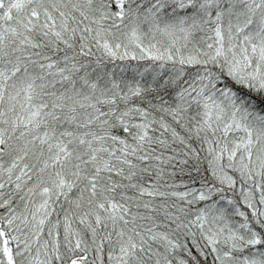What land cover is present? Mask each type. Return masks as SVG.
I'll return each instance as SVG.
<instances>
[{
	"label": "snow or ice",
	"instance_id": "1",
	"mask_svg": "<svg viewBox=\"0 0 264 264\" xmlns=\"http://www.w3.org/2000/svg\"><path fill=\"white\" fill-rule=\"evenodd\" d=\"M0 264H264V0H0Z\"/></svg>",
	"mask_w": 264,
	"mask_h": 264
}]
</instances>
